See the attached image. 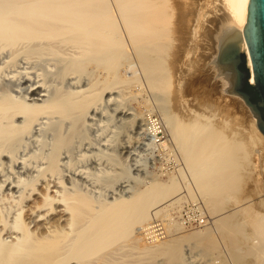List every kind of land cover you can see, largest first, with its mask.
<instances>
[{"label": "bare ground", "instance_id": "1", "mask_svg": "<svg viewBox=\"0 0 264 264\" xmlns=\"http://www.w3.org/2000/svg\"><path fill=\"white\" fill-rule=\"evenodd\" d=\"M248 2L192 1L214 15L213 76L242 104L216 52L228 29L242 37ZM172 8L0 0V264H264V198L257 209L236 196L264 134L248 107L244 142L191 106L168 64ZM146 149L174 170L140 168ZM196 200L205 226L172 222ZM241 212L250 227L238 234Z\"/></svg>", "mask_w": 264, "mask_h": 264}, {"label": "rangeland", "instance_id": "2", "mask_svg": "<svg viewBox=\"0 0 264 264\" xmlns=\"http://www.w3.org/2000/svg\"><path fill=\"white\" fill-rule=\"evenodd\" d=\"M169 1L173 8L169 16L171 22L170 37H168L170 46L167 48V58L168 64L177 76L176 80L180 79V90H183L189 98L192 107H206L209 113H214L213 121L215 123L220 120H226L224 127H221L224 133L230 134L239 129L237 137L246 142L252 134L251 112L237 98L226 95L221 91L220 83L213 76V71L207 63L214 44L216 28L213 22L214 15H198L195 8L192 7L194 6L192 3L194 0ZM251 148L252 145L249 146V149ZM256 148L261 150L260 159L257 157V161L255 160L257 167L250 174L244 175L236 196L238 199L252 198L256 202L253 206L258 209L260 208L258 200L264 198V145L261 142H257L253 145V150ZM153 152L155 154V150L152 149L141 150L137 157V159L139 158V164H142L140 168H143L146 172L154 171L159 173L162 171L163 175L161 174L159 177L163 178L165 171L167 173L170 170H174L176 162L173 160L166 161L164 158H159V161L158 158L151 156ZM252 155L254 158L253 153ZM134 162L133 166L130 164V174L132 173V175H135L134 173L136 172H133V167L138 163ZM177 211L179 210L172 209L171 213ZM236 217L237 221L242 223L238 234L247 231L250 226L244 212L238 213ZM171 219L172 222L177 221L172 215ZM203 226H191L192 228L187 227V230L199 229ZM241 249L246 251V246L242 245Z\"/></svg>", "mask_w": 264, "mask_h": 264}, {"label": "water", "instance_id": "3", "mask_svg": "<svg viewBox=\"0 0 264 264\" xmlns=\"http://www.w3.org/2000/svg\"><path fill=\"white\" fill-rule=\"evenodd\" d=\"M247 58L250 59V66ZM216 59L228 71L232 80L231 87L226 91L241 97L264 134V0H249L242 37L236 29L225 31L218 45ZM251 72L253 83L249 82ZM245 85L250 86L248 89L254 100L244 89Z\"/></svg>", "mask_w": 264, "mask_h": 264}, {"label": "built area", "instance_id": "4", "mask_svg": "<svg viewBox=\"0 0 264 264\" xmlns=\"http://www.w3.org/2000/svg\"><path fill=\"white\" fill-rule=\"evenodd\" d=\"M171 215L185 227L204 225L207 221L203 207L198 200L187 201L179 211L172 212Z\"/></svg>", "mask_w": 264, "mask_h": 264}, {"label": "flooded vegetation", "instance_id": "5", "mask_svg": "<svg viewBox=\"0 0 264 264\" xmlns=\"http://www.w3.org/2000/svg\"><path fill=\"white\" fill-rule=\"evenodd\" d=\"M240 67H241V68H244L243 65H241ZM244 89L250 93L251 98L254 100V97H253L252 93L249 91V89L247 88V85L244 86ZM255 92H256V91H255ZM257 100H258V99H255V101H257Z\"/></svg>", "mask_w": 264, "mask_h": 264}, {"label": "trees", "instance_id": "6", "mask_svg": "<svg viewBox=\"0 0 264 264\" xmlns=\"http://www.w3.org/2000/svg\"><path fill=\"white\" fill-rule=\"evenodd\" d=\"M250 86L247 85V88H249Z\"/></svg>", "mask_w": 264, "mask_h": 264}]
</instances>
